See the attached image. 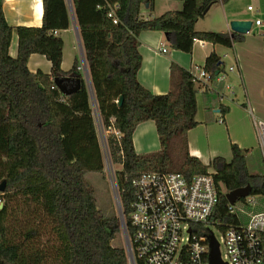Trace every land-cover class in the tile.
Masks as SVG:
<instances>
[{
  "label": "trees",
  "instance_id": "trees-1",
  "mask_svg": "<svg viewBox=\"0 0 264 264\" xmlns=\"http://www.w3.org/2000/svg\"><path fill=\"white\" fill-rule=\"evenodd\" d=\"M70 1L89 85L76 57L69 71L60 67L64 46L60 33L71 25L65 0H41L40 27L9 26L0 0V183H4L0 264H128L124 246L112 244L122 235L119 218L98 209L85 178L88 173L105 177L91 100L107 131L110 164L121 167L115 186L127 225L131 181L142 172L191 178L212 167L220 190L217 211L226 222L238 220L228 214L225 193L249 185L248 196L264 200V165L258 159L262 173L252 174L247 162L250 149L230 144V161L216 157L209 165L188 152L186 134L197 125L198 91L203 93L205 123L211 122L208 116L216 109L221 117L228 112L220 103L223 84L215 82L224 73L223 62L214 52L204 61L210 86L203 89L196 87L188 70L174 63L164 95L151 94L137 81L141 32H160L172 50L184 53L191 52L193 39L227 49L241 41L242 35L195 30V23L213 5L228 0H172L181 2L180 10L152 18L141 12L151 13L154 0ZM111 9L114 14L109 16ZM13 34L15 57L9 54ZM33 54L50 62V74L29 72L27 62ZM55 78L78 79L79 88L64 95L54 85ZM146 121L155 124L159 150L139 155L132 135ZM237 202L241 210L255 211L256 201Z\"/></svg>",
  "mask_w": 264,
  "mask_h": 264
},
{
  "label": "crops",
  "instance_id": "crops-1",
  "mask_svg": "<svg viewBox=\"0 0 264 264\" xmlns=\"http://www.w3.org/2000/svg\"><path fill=\"white\" fill-rule=\"evenodd\" d=\"M2 10L5 20L11 27L41 26V0H3ZM244 15L246 13L236 6V0H228L224 4L217 3L204 15V24L199 27L195 24V30L231 34L229 22L247 20ZM141 16L157 17L146 11H142ZM60 34L64 44L61 70L69 71L76 57L83 79L86 80L72 21L70 28ZM138 41L141 66L137 72V81L153 95H164L169 91L171 63L189 71L196 66L203 67L206 57L212 52L219 58L221 54L227 57V53L221 49V46L205 41L203 47L194 45L190 53L172 50L160 32H141ZM16 47L17 39L13 34L9 47L11 57H15ZM163 48L166 50L165 53L161 52ZM228 50L234 66L229 67L232 68L230 72L223 69L222 84L224 86L225 82L229 81L232 85L238 86V88L236 86L231 88L232 97L221 91L226 100L220 103L228 108V112L221 117L219 110L216 109L212 115L208 116L211 122L205 123L203 93L198 91L195 115L197 125L186 134L190 156L196 157L203 165H209L216 157H222L229 162L230 144H236L240 149L250 150L253 146H258L252 118L264 115L261 111L264 107V24L260 22V25L256 26L252 23L250 32L242 35V40L234 42L232 48ZM27 69L31 73L39 70L48 75L51 64L43 56L33 54L28 59ZM238 91L241 98H237ZM219 119L222 121L218 122ZM132 143L135 153L139 155L158 151L159 142L155 124L152 121L138 124L132 135Z\"/></svg>",
  "mask_w": 264,
  "mask_h": 264
},
{
  "label": "built area",
  "instance_id": "built-area-1",
  "mask_svg": "<svg viewBox=\"0 0 264 264\" xmlns=\"http://www.w3.org/2000/svg\"><path fill=\"white\" fill-rule=\"evenodd\" d=\"M65 3L68 5L67 0ZM246 9L258 15L252 6ZM112 14L114 9L110 10L109 16ZM253 24L258 26L260 21L255 20ZM194 45L203 47L204 41L193 39ZM161 52L165 53L166 50L163 48ZM228 71H232V68ZM189 72L199 90L210 86V77L203 67H193ZM223 80L224 73L215 77L217 84ZM225 89L230 90L231 87L225 86ZM222 92L219 96L224 101L226 97ZM91 101L97 112L94 101ZM252 126L264 165V121L252 118ZM213 174L214 170L208 169L206 174L191 178L179 173L138 174L131 181L132 201L127 216L128 225L114 185L115 201L120 207L121 221L129 244L128 264H210L209 243L210 238H214L212 228L222 233L226 249L225 260H221L219 255V263L264 264V210L247 212L240 209L237 212L233 209L235 203L228 204V214L236 216L238 222L224 221L217 211L220 190ZM243 199L250 205L255 202L251 196ZM243 215L246 220L242 218ZM127 226L130 235L127 234Z\"/></svg>",
  "mask_w": 264,
  "mask_h": 264
},
{
  "label": "rangeland",
  "instance_id": "rangeland-1",
  "mask_svg": "<svg viewBox=\"0 0 264 264\" xmlns=\"http://www.w3.org/2000/svg\"><path fill=\"white\" fill-rule=\"evenodd\" d=\"M182 4L179 1H172V0H154V10L151 12L154 16H159L161 13L166 12V11H172V10H180ZM236 6L238 9H240L243 13H246L244 15L247 17V21L254 22L255 20H259L264 24V0H236ZM247 6H252L254 10L258 11V15L253 14V12L247 11L246 7ZM145 12V10H142ZM147 12V11H146ZM204 18L199 19L195 24L197 27L201 26L204 24ZM254 25V24H253ZM221 33V32H219ZM222 50L227 53V57H223V55H219L221 58V61L224 63L223 69H225L226 72H228V68L230 66H234L232 62V57L228 49L221 47ZM225 86L227 87H233L237 85H232L229 81L225 82V85L223 86V92H226V95L229 94V96H233L231 93L232 89L226 90ZM237 98H241L240 93L238 91ZM91 107L93 110V118H94V125H95V130L97 134V139L99 146L102 151V156H103V163H104V174L105 177H102L100 174L96 173H88L86 174L85 178L89 185L93 188L94 191V196L97 202V207L101 212L107 216L112 215L113 213L117 214L116 210V201H115V180L117 177V172L120 171V166L119 165H111L110 162L108 161V153H107V146H106V135L107 131L104 130L101 119L99 117L98 112L95 111L93 102L91 101ZM264 112V107L262 110ZM99 117V120L97 119ZM255 119H260L264 121V115L258 117H254ZM254 130V129H253ZM260 152L258 149V146H253V149L251 150L247 162L248 166L251 169L252 174H261L262 169L260 168V165L258 164V159H260ZM209 171H212L213 169L211 167H208ZM256 201V205L253 211L252 209H248V212H258L264 210V200H259V198L256 196L254 197ZM234 211L236 210L237 212L240 211L239 203L235 202ZM242 218L246 220V216L243 215ZM211 232L214 235V238L216 242L218 243L219 247V255L221 260H225L226 257V249L222 241V233L218 231L217 229L212 228ZM116 247L124 246V238L123 235L118 237L116 240L113 241L112 243Z\"/></svg>",
  "mask_w": 264,
  "mask_h": 264
},
{
  "label": "water",
  "instance_id": "water-1",
  "mask_svg": "<svg viewBox=\"0 0 264 264\" xmlns=\"http://www.w3.org/2000/svg\"><path fill=\"white\" fill-rule=\"evenodd\" d=\"M67 1H68L69 13L71 16V21H72L73 26H74V30H75V33L77 36V41H78V45H79V49H80V53H81V57H82V66L84 69L86 81L88 82V85H89V77H88L87 68H86V64H85V60H84V56H83L81 42H80L79 35H78L77 26H76L73 11H72L71 1L70 0H67ZM251 26H252V22L247 21V20H233V21L229 22V29L231 31V34L245 35V34L250 32ZM68 82L74 83L75 86L72 88L67 87L66 83H68ZM53 83L58 88V90L61 93H63L64 95H70L79 88V80L78 79L73 80L70 78H63V79L55 78L53 80ZM89 88H90V86H89ZM121 103H122V97L120 96L117 100V105L120 106ZM3 189H4V183L2 182V183H0V192H2ZM249 192H250V186L248 185V186H245L243 188H239V189L233 190L231 192H227V193H225L224 197H225L228 204L233 205L239 199L247 197L249 195ZM1 207H2V204L0 203V209H1ZM116 210H117V216L119 218V223H120L122 235L124 238V249L126 251L127 259H130L129 244H128L127 236H126L125 231H124L122 221H121V212H120V207H119L118 203H116ZM209 248H210V254H209L210 255V264H221L218 261L219 260L218 244L213 237L210 238Z\"/></svg>",
  "mask_w": 264,
  "mask_h": 264
}]
</instances>
